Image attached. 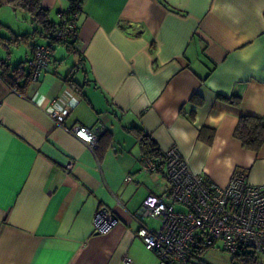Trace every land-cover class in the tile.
<instances>
[{"label":"crops","instance_id":"0c3cea01","mask_svg":"<svg viewBox=\"0 0 264 264\" xmlns=\"http://www.w3.org/2000/svg\"><path fill=\"white\" fill-rule=\"evenodd\" d=\"M13 1L0 0V264H157L134 219L158 227L142 204L169 183L162 166L142 170L140 133L161 155L178 147L220 188L235 171L264 185V145L248 151L234 137L241 117L264 119V0H80L72 51L55 47L19 91L2 63L29 73L34 45L47 39ZM73 1L41 6L58 24ZM66 107L64 127L103 126L94 154L46 114ZM102 206L117 224L94 235Z\"/></svg>","mask_w":264,"mask_h":264},{"label":"built area","instance_id":"2783aa9c","mask_svg":"<svg viewBox=\"0 0 264 264\" xmlns=\"http://www.w3.org/2000/svg\"><path fill=\"white\" fill-rule=\"evenodd\" d=\"M81 6L71 13L59 15V25L51 38L36 44L26 65L31 81H37L51 61V53L59 44L76 39L77 17ZM69 108H49L47 116L57 127L84 143L95 153L104 132L98 124L93 128L75 125L64 127ZM164 171L169 188L161 195L149 194L143 201V218L158 221L157 228L138 224L136 235L147 251L158 258L157 264H207L200 260L207 249L219 248L230 257L245 253L264 255V185L247 182L246 175L235 171L224 188L200 173L193 172L176 146L163 154ZM146 173L156 170L149 158L141 159ZM72 168V163L67 169ZM180 209V210H177ZM117 218L108 207H100L93 216L94 235L109 233ZM125 259V264H129Z\"/></svg>","mask_w":264,"mask_h":264},{"label":"trees","instance_id":"16d2710c","mask_svg":"<svg viewBox=\"0 0 264 264\" xmlns=\"http://www.w3.org/2000/svg\"><path fill=\"white\" fill-rule=\"evenodd\" d=\"M12 3L15 7L26 11L31 16L32 21L41 27V30H35V34H38L39 36H42L47 40L51 38V35L56 31L59 22L58 24H55L49 19L48 11L41 6V0H15ZM80 4V0L73 1L67 13L73 12L74 9L80 6ZM25 39H27L26 35L22 36L20 39L16 38L13 42L17 43ZM75 42L76 39L65 44L72 51ZM2 65L4 68L2 69V76H4L3 78L12 89L19 91L25 86L26 82L30 79V72L25 74L26 72L22 64H19L13 70H10L6 63H2ZM16 76H19V78H23L22 84L20 86L17 85L18 82ZM64 80L66 81L70 89H73L74 91L78 92V87L73 82L71 74H69ZM223 100L228 103L237 105L236 100H230L225 98ZM140 134V142L141 147L143 149V155L152 160L156 164V170H159L158 168L160 166L163 167L164 165L163 155H161L157 145L148 135H145L143 133ZM234 137L241 143L243 149L257 152L261 148V146L264 145V119L252 116L241 117L235 128ZM99 142L97 148L99 147ZM231 261L235 264H262L258 261L256 253H245L236 255L234 257H231Z\"/></svg>","mask_w":264,"mask_h":264},{"label":"rangeland","instance_id":"374dc122","mask_svg":"<svg viewBox=\"0 0 264 264\" xmlns=\"http://www.w3.org/2000/svg\"><path fill=\"white\" fill-rule=\"evenodd\" d=\"M56 48H60L61 51L65 52L64 47L61 48L57 45ZM71 59L72 58H70V57L67 58V63L71 62ZM12 64H14V63H12ZM17 65H18V63H15V65H12V67H16ZM177 210H180V209H177ZM153 226H156V224ZM257 259L260 263L264 264V255L257 254ZM200 260L207 262L208 264H235L234 262L231 263L232 262L231 257L227 253L220 250L219 248L207 249L204 252V255H202L200 257Z\"/></svg>","mask_w":264,"mask_h":264}]
</instances>
